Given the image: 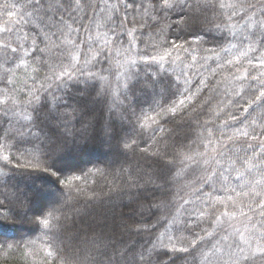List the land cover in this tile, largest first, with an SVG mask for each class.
<instances>
[{
  "label": "snow or ice",
  "instance_id": "snow-or-ice-1",
  "mask_svg": "<svg viewBox=\"0 0 264 264\" xmlns=\"http://www.w3.org/2000/svg\"><path fill=\"white\" fill-rule=\"evenodd\" d=\"M74 88L147 146L122 136L115 159L85 161ZM137 90L153 94L138 105ZM135 149L147 169L120 160ZM98 181L113 223L77 227ZM13 251L32 264H264V0H0V253Z\"/></svg>",
  "mask_w": 264,
  "mask_h": 264
},
{
  "label": "trees",
  "instance_id": "trees-1",
  "mask_svg": "<svg viewBox=\"0 0 264 264\" xmlns=\"http://www.w3.org/2000/svg\"><path fill=\"white\" fill-rule=\"evenodd\" d=\"M179 30H177L178 32ZM177 32L171 33L175 36ZM181 36L185 39L191 40L193 37L184 32H179ZM210 46V45H206ZM166 79L163 83H166ZM76 89L72 90L69 96V102L75 105L79 112L75 114V119L73 123L76 128H81L82 123L88 125L84 129V135L88 138V143L85 149L84 160H91L93 162H99L104 160H112L116 158L118 154V142L119 138L122 136H135L139 148H144L147 146V135L137 136L133 130V125L131 123H124L116 119L115 117L109 118L106 109L100 104H91L86 98H81L76 94ZM153 93L151 92H141L137 90V95L134 103L138 105H143L145 101L151 98ZM200 119H205L206 116L201 114ZM196 119V114L193 113L191 118L184 117L183 120L177 119V123L186 127L190 120ZM167 127H174L173 124L166 125ZM107 130V131H106ZM103 141V145L101 144ZM120 160H125L134 166L139 164L141 167L147 169L148 164L152 161L146 160L143 153L139 149L130 151L126 156H120ZM118 167V166H117ZM151 171V169H148ZM42 175V174H41ZM48 179V178H45ZM17 182L23 186L26 183H31V180L27 176H18ZM37 183H43L44 180L40 179L36 181ZM95 189V201H88L87 199H82L76 207L79 208V212L74 216L75 223L77 227H83L87 229L89 224H93L98 230L102 229L105 224L111 226L113 223V217L108 212V202L113 199V194L108 191L107 186L102 182L98 181L96 185L92 186ZM120 211H128L127 209H118L117 215ZM141 217H137L140 219ZM151 212L144 211L143 219H151ZM199 231V229H197ZM24 235H28L25 230ZM38 235V234H37ZM30 238L35 239V235ZM125 240L129 241H139L140 237L136 236H124ZM144 239H147L145 237ZM39 259V257H37ZM0 264H32V257H25L20 251H13L7 255L0 253ZM182 264V262H181Z\"/></svg>",
  "mask_w": 264,
  "mask_h": 264
}]
</instances>
